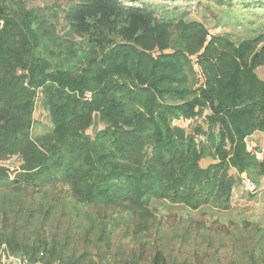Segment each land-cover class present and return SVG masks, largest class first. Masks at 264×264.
I'll return each instance as SVG.
<instances>
[{"label":"trees","instance_id":"1","mask_svg":"<svg viewBox=\"0 0 264 264\" xmlns=\"http://www.w3.org/2000/svg\"><path fill=\"white\" fill-rule=\"evenodd\" d=\"M205 1L264 20V0ZM169 8L0 0V159L22 161L14 176L0 167L4 254L30 264H264L259 222L242 219L231 233L174 228L179 255L142 235L158 203L228 211L242 174L264 177V153L248 141L264 133V28L237 43ZM40 95L52 130L33 138ZM205 111L208 135L190 134ZM125 222L139 236L127 249L115 242Z\"/></svg>","mask_w":264,"mask_h":264},{"label":"rangeland","instance_id":"2","mask_svg":"<svg viewBox=\"0 0 264 264\" xmlns=\"http://www.w3.org/2000/svg\"><path fill=\"white\" fill-rule=\"evenodd\" d=\"M56 1L57 0H26V3L29 8H36L52 6L54 3H56ZM124 1L130 6L136 5L141 7L143 4H149L152 6V8L159 9V16H161L163 13L162 9L167 11L170 9L169 7L172 6L180 7L181 13L183 14V17L186 21L201 22L206 26L212 36L224 35L237 43L258 35L259 33H256V31L258 30L261 33L264 28L263 19L252 18L250 15L240 12L228 15L222 6L212 4L211 2L205 0H202V5H199L196 0L194 2L191 0ZM161 7L164 8L161 9ZM59 30L61 34L65 33L62 27H60ZM258 74L264 79V68L259 69ZM36 101L37 103L34 115L35 124L32 130L33 138L39 137L45 134L47 131L52 130L51 117L49 115L48 109L43 103L42 96L40 95ZM200 126L202 127L203 132L207 133L208 135L210 130L204 115L197 119L196 125L192 127L190 125L188 127V132L190 134H195L196 128ZM203 132L200 136L196 137H203V141L206 140L209 143L208 136L203 135ZM214 132L217 133V131ZM208 163L209 160H203L202 166H207ZM21 164L22 161L16 157L11 159H0V167L9 169L13 176L20 170ZM230 174L237 177V174L233 173V171H231ZM258 183L260 186L259 191L256 194H248L242 189L241 181L239 180L234 186L231 209L228 211L220 212L216 209L212 210L211 208H204L199 211H189L181 206L162 207L161 203H158L156 205L158 208V210L156 209L157 218L155 219H157L160 223L157 222L152 228L150 227V229L146 230V232H144L142 235L147 236L152 234L147 238L148 240H150V237H153L157 242V246L164 243L168 245L170 251L174 252V255H179L180 241H177L173 238L174 228L181 230V227L188 226L191 222H194L195 225L193 227H197V225L203 228L212 226H214V228L225 227L228 229L229 233H231L238 230V227H236L235 224L242 222V219L248 220L252 223L259 222L264 225V178H261ZM151 206L153 207L151 210L154 212L155 208L153 204ZM180 220H183V223L176 228V223L180 222ZM139 221L140 220H138V222ZM214 222L215 225H212ZM128 225L129 222H125L124 225H121L118 228L115 234V242L117 246H122L123 249H127L130 243H135L136 239L139 238L134 229H130L129 231L126 229ZM229 233L224 231L222 232V235L230 245L231 236ZM152 251L153 250L151 249L150 252ZM226 251L231 253V247L226 249ZM148 254L149 252L147 255ZM230 259L231 258L229 256H223V259L220 261V263L227 264Z\"/></svg>","mask_w":264,"mask_h":264},{"label":"built area","instance_id":"3","mask_svg":"<svg viewBox=\"0 0 264 264\" xmlns=\"http://www.w3.org/2000/svg\"><path fill=\"white\" fill-rule=\"evenodd\" d=\"M92 94L87 93L86 97L91 98ZM242 185L246 193L255 194L258 192V186L249 178H242ZM4 248V246H3ZM0 264H30L28 260L21 258L17 259L16 256L4 254V250L0 249ZM35 264H43V262H37Z\"/></svg>","mask_w":264,"mask_h":264},{"label":"crops","instance_id":"4","mask_svg":"<svg viewBox=\"0 0 264 264\" xmlns=\"http://www.w3.org/2000/svg\"><path fill=\"white\" fill-rule=\"evenodd\" d=\"M209 114H210L209 111H205L204 117L206 118V116L209 115ZM197 119H199V118H196L194 121H192V123L190 124L191 127L194 126V125H196ZM208 128H209V125H208ZM209 130H210V128H209ZM214 131H217V133H215ZM218 131H219L218 126H216L215 128H213V133L215 135L218 134ZM201 139H202V141L204 140L203 137ZM248 141H249V143L258 146L260 148V150L264 153V133L263 132H255L251 137L248 138ZM203 142L206 145L208 143L206 140L203 141ZM204 160H209V163H208L207 166H209L211 164L217 163L216 161H213L210 158H206ZM232 171H233V173H236L237 174V171L236 170H232ZM246 177L249 178L247 173H244V174L241 175V178H246ZM262 178H264V177H262ZM249 179H251V178H249ZM251 180L253 181V179H251ZM253 182H255V181H253ZM255 184L258 186V191H259V189H260L259 183L258 182H255ZM241 186H242V189L244 190V187L242 185V180H241ZM248 194H250V193H248Z\"/></svg>","mask_w":264,"mask_h":264},{"label":"water","instance_id":"5","mask_svg":"<svg viewBox=\"0 0 264 264\" xmlns=\"http://www.w3.org/2000/svg\"><path fill=\"white\" fill-rule=\"evenodd\" d=\"M2 26H3V22L0 21V28ZM99 131H100V117H99V114H96L95 118H94V125H93V129H92V133H93V135H96ZM16 258L19 259L20 256L16 255Z\"/></svg>","mask_w":264,"mask_h":264}]
</instances>
